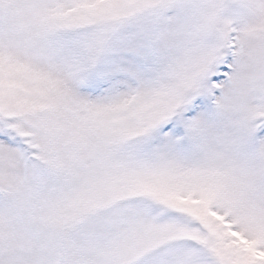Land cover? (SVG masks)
<instances>
[{"label":"snow or ice","instance_id":"1","mask_svg":"<svg viewBox=\"0 0 264 264\" xmlns=\"http://www.w3.org/2000/svg\"><path fill=\"white\" fill-rule=\"evenodd\" d=\"M0 264H264V0H0Z\"/></svg>","mask_w":264,"mask_h":264}]
</instances>
